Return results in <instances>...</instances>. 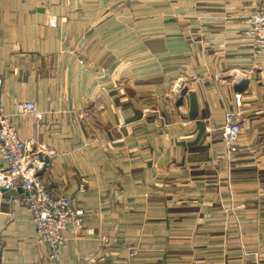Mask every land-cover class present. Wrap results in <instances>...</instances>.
<instances>
[{
	"label": "crops",
	"instance_id": "0c3cea01",
	"mask_svg": "<svg viewBox=\"0 0 264 264\" xmlns=\"http://www.w3.org/2000/svg\"><path fill=\"white\" fill-rule=\"evenodd\" d=\"M258 10L0 0L4 109L43 181L75 199L60 264H264V47L246 34ZM27 100L40 120L16 113ZM229 112L243 120L232 156ZM23 194L9 192L0 264H55Z\"/></svg>",
	"mask_w": 264,
	"mask_h": 264
},
{
	"label": "built area",
	"instance_id": "2783aa9c",
	"mask_svg": "<svg viewBox=\"0 0 264 264\" xmlns=\"http://www.w3.org/2000/svg\"><path fill=\"white\" fill-rule=\"evenodd\" d=\"M246 34L259 47H264V10H258L250 17ZM182 90V85L178 84L174 94L179 96ZM2 91L3 79L0 78V159L7 164L0 165V191L11 192L19 188L25 191L18 200L33 214L38 243L46 249L55 264H60L61 250L67 242L64 232L68 228L70 217L74 215L75 199L43 181L40 171L45 163L39 161V151H33L34 141L32 139L25 141L19 137L18 130L12 123L11 114L4 109ZM237 103L241 104L240 96L237 97ZM16 113L31 115L36 120L42 118V113L32 100L18 103ZM242 121L238 114L229 112L221 127L222 138L231 156L238 153ZM206 130L212 131L213 127L207 125Z\"/></svg>",
	"mask_w": 264,
	"mask_h": 264
},
{
	"label": "water",
	"instance_id": "95a60500",
	"mask_svg": "<svg viewBox=\"0 0 264 264\" xmlns=\"http://www.w3.org/2000/svg\"><path fill=\"white\" fill-rule=\"evenodd\" d=\"M11 199L9 192L0 191V238L3 230L11 220V213L8 211Z\"/></svg>",
	"mask_w": 264,
	"mask_h": 264
}]
</instances>
